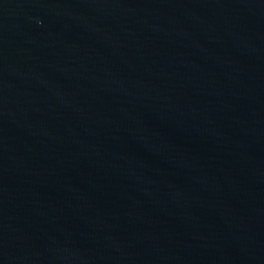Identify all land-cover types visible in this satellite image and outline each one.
Here are the masks:
<instances>
[{
  "label": "water",
  "instance_id": "95a60500",
  "mask_svg": "<svg viewBox=\"0 0 264 264\" xmlns=\"http://www.w3.org/2000/svg\"><path fill=\"white\" fill-rule=\"evenodd\" d=\"M0 264H264V0H0Z\"/></svg>",
  "mask_w": 264,
  "mask_h": 264
}]
</instances>
